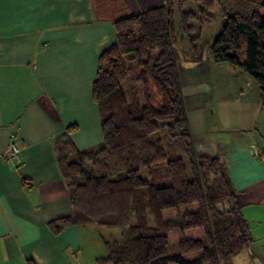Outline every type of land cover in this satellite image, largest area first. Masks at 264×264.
I'll list each match as a JSON object with an SVG mask.
<instances>
[{"label":"trees","instance_id":"16d2710c","mask_svg":"<svg viewBox=\"0 0 264 264\" xmlns=\"http://www.w3.org/2000/svg\"><path fill=\"white\" fill-rule=\"evenodd\" d=\"M194 1L199 17L181 0L177 25L167 0L113 17L114 41L99 52L92 82L101 142L77 150L72 126L57 144L73 215L50 229H120V240L103 241L99 264H230L252 242L220 161L192 150L175 50L188 19L211 21L219 12L224 22L208 43L211 60L251 77L264 104V1ZM193 40L200 43V34Z\"/></svg>","mask_w":264,"mask_h":264},{"label":"crops","instance_id":"0c3cea01","mask_svg":"<svg viewBox=\"0 0 264 264\" xmlns=\"http://www.w3.org/2000/svg\"><path fill=\"white\" fill-rule=\"evenodd\" d=\"M105 8L93 0H0V264H88L84 251L98 240L91 224L67 225L58 234L49 225L73 215L57 160L64 131L75 127L69 137L77 150L102 139L92 82L99 52L114 41V30L113 18L101 14L124 12ZM190 64L207 96L194 108H203L200 130L193 128L194 110L184 99L191 137L220 161L252 239L230 264H264L260 92L251 77L213 63L209 54ZM9 133L20 149L17 167L6 158ZM103 250L91 264L107 255Z\"/></svg>","mask_w":264,"mask_h":264},{"label":"rangeland","instance_id":"374dc122","mask_svg":"<svg viewBox=\"0 0 264 264\" xmlns=\"http://www.w3.org/2000/svg\"><path fill=\"white\" fill-rule=\"evenodd\" d=\"M105 1L109 5H113L115 3L113 0H105ZM169 1H170V5L172 6V10H173V20H174L175 25H177L178 23L177 9H179L178 3L181 0H169ZM182 1H183V4H182L181 9L185 11H190L195 16V18L199 17V15L196 12L197 6H198V3L196 1L194 0H182ZM101 15L105 17H110V18L115 17V15L110 14V13H102ZM201 19L202 20L200 21L196 19L187 20V23L191 28H189V30L185 34H183L181 38L177 37L176 50H175V54L177 53L176 54L177 64L181 68L182 83L185 85L183 96L185 97L184 99L186 100V102H188L187 106L190 108V110H194V108L199 105V102L202 103L201 106L205 104L206 98H207L205 90L201 88L202 85L200 86L198 82L199 80L198 74L195 73L193 71L194 69L191 68V65H192L190 64L192 60L191 57L196 60L200 58L204 60L208 56V54L210 56L208 43L217 35V33L219 32L224 22L223 21L224 18L219 14V12H216V11L214 14H212L211 21H207L206 19L204 20L203 18ZM198 34H200L201 36L200 43H198L197 40H193V38L197 37ZM182 59L183 60L186 59V60L181 61ZM186 102H185V105H186ZM202 110L203 108H199L197 110L191 111L192 114L190 113V120L193 123L194 129L200 130L203 127V121L205 118H204V112H202ZM194 142L195 141L191 137L192 150L196 153L206 154L205 152H202L201 150H199L196 143ZM142 176L144 177L145 173H143ZM82 179H83V176L80 177V180ZM149 223H151L150 218H149ZM93 227H94V230L92 232V238L94 239L95 237H97L99 241L103 240V241H109V242H113L115 240L121 239L120 229L100 228V227L97 228L94 225ZM98 240L94 241V243L90 241L88 250L84 251L85 259L88 261V264H91V258L93 259V256H99V254H105V250H103L104 244L100 242L98 246H95ZM175 252H176V246L173 245L168 248L167 255L175 253Z\"/></svg>","mask_w":264,"mask_h":264},{"label":"water","instance_id":"95a60500","mask_svg":"<svg viewBox=\"0 0 264 264\" xmlns=\"http://www.w3.org/2000/svg\"><path fill=\"white\" fill-rule=\"evenodd\" d=\"M129 13L134 14L145 9L161 5L165 0H122Z\"/></svg>","mask_w":264,"mask_h":264},{"label":"built area","instance_id":"2783aa9c","mask_svg":"<svg viewBox=\"0 0 264 264\" xmlns=\"http://www.w3.org/2000/svg\"><path fill=\"white\" fill-rule=\"evenodd\" d=\"M6 158L9 164L13 167H17L21 162L20 149L16 143V137L13 133H9V147Z\"/></svg>","mask_w":264,"mask_h":264},{"label":"flooded vegetation","instance_id":"af4514ba","mask_svg":"<svg viewBox=\"0 0 264 264\" xmlns=\"http://www.w3.org/2000/svg\"><path fill=\"white\" fill-rule=\"evenodd\" d=\"M96 2V5L98 8L100 7H105L107 8V6H110V9L107 8V10H104L106 12L111 11V12H117V11H126L127 7L124 5V3L122 2V0H113L115 3L113 5H109L105 0H93ZM105 8V9H106Z\"/></svg>","mask_w":264,"mask_h":264}]
</instances>
